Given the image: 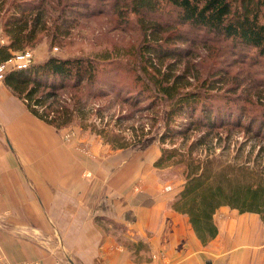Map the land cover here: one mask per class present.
Listing matches in <instances>:
<instances>
[{"label":"trees","instance_id":"obj_1","mask_svg":"<svg viewBox=\"0 0 264 264\" xmlns=\"http://www.w3.org/2000/svg\"><path fill=\"white\" fill-rule=\"evenodd\" d=\"M84 5L88 7L87 3ZM75 6L80 5L72 0H0V16L5 11L1 29L6 38L0 43V60L33 44L36 33L47 27L45 15L49 9L58 11L61 18L66 8ZM104 8L122 20L136 16L135 24L142 32L141 65L133 77V81L141 82L140 88L124 91L112 81L108 85L112 97L135 106L136 110L154 112L161 101L167 102L157 142L174 143L180 138L173 146L157 145L158 155L153 161L154 167L163 173L168 167L172 171L174 165L180 166V175L176 177L183 181L171 206L188 215L194 232L204 243L217 234L214 213L222 205L239 212H255L264 221V107L260 109L261 116L257 112L249 115L250 108L244 103H264V0H112ZM104 8L100 0H93L89 12L83 13L93 15L91 12ZM165 15L169 17L164 18ZM213 41L227 44L231 51L238 49L237 56L228 60L225 67L208 65L201 76L194 69L196 61L192 60L191 47L203 45L210 49ZM189 42L191 46L184 45ZM115 59L120 60V56L111 55L109 50L94 57L49 55L39 63L5 70L1 81L30 114L62 127L75 119L85 120L88 113L101 114L104 105L93 99L110 92L98 85L96 75L103 64L120 65ZM237 62L253 68L244 76L245 69L240 67L237 75L247 79L241 81L242 77L234 76L236 80L229 90L241 87L247 97L242 98L244 101L235 97L237 116L214 114L215 92L222 88L219 83L225 81L230 67ZM251 88H255L256 101L248 95ZM117 116L131 118L126 114ZM83 124L112 148L133 146L147 140L151 132L150 128H141L129 141L93 122ZM240 132L243 138H235L232 157L214 154L216 143L223 141L222 147L227 149L231 136ZM248 142L250 147L243 154ZM256 145L259 148L253 153Z\"/></svg>","mask_w":264,"mask_h":264},{"label":"crops","instance_id":"obj_2","mask_svg":"<svg viewBox=\"0 0 264 264\" xmlns=\"http://www.w3.org/2000/svg\"><path fill=\"white\" fill-rule=\"evenodd\" d=\"M60 131L0 81L6 262L264 264V221L255 212L218 208L217 234L200 240L188 215L171 206L182 182L159 177L156 144L112 148L82 134L63 142Z\"/></svg>","mask_w":264,"mask_h":264},{"label":"rangeland","instance_id":"obj_3","mask_svg":"<svg viewBox=\"0 0 264 264\" xmlns=\"http://www.w3.org/2000/svg\"><path fill=\"white\" fill-rule=\"evenodd\" d=\"M62 1L65 2L69 0ZM72 1L79 4L80 6L66 8V10L61 13V18H59L60 14L58 11H53L50 9L47 11V14L45 15L47 27L39 30L36 33L33 44L26 46L25 48L31 52L32 62L39 63L49 55H55L59 57H94L101 55L105 50H109L111 55L120 56V60H114L118 61L120 65L103 64L96 75V81L98 82V85L103 86L106 91H109L108 85H110L112 81H115L116 86L121 87L124 91L127 89L135 90L136 88H140L138 85L141 82L133 81V77L136 73H139V68L141 65L139 64V46L140 42L142 41V32L140 26L135 24L136 16L129 15L127 16L129 19H124V21L117 14H113L110 13L109 10H105L104 6L106 4L110 5L112 0H100L104 9L98 13L91 12L95 13L93 15L83 13L89 12L87 9L91 8L93 0ZM84 3H87V8L85 7ZM6 6H8V4L5 5V8ZM10 9L11 8H9V10ZM4 14L5 11H3L2 15L0 16V39L2 38L3 42H5L6 39L1 29V18ZM163 17L168 18L169 16L165 15ZM53 30H56V33L53 34ZM213 42V46H211L210 49H208V47H204L203 45H199V47L194 45L191 47L194 54L192 55V60L196 61L194 64V69L201 73V76L205 75L208 65H212L213 63L216 65V67H219L218 65L224 66L228 60L231 61L235 56H237L238 49L231 51L227 44L222 46L219 41ZM191 44L192 43L189 42L185 43L184 45L191 46ZM231 52H235L236 54L233 55ZM240 67L246 70L243 71L244 76L247 74L248 69L253 68L251 66L245 65V63L238 62L236 65L230 67L231 72L228 73V77H225V81L223 83H219L222 88L218 89V92H215L217 96L213 100L215 104L213 106L214 114L231 115L233 117L237 116L239 110L235 106V103L238 106V102L235 97L238 96L240 100L244 101L242 98L247 96L245 95L246 93L243 94L241 92V87L232 91L229 90V85H231V83L236 80L234 76L238 79L242 77L241 81H246V77L242 76L240 73L238 75L236 73ZM251 71L254 72L253 69ZM115 74H117V78H114ZM112 93L113 92H110V94L93 99L95 103L104 105L100 115L88 113L85 120L84 118H81L80 120L75 119L70 124L62 127H55L51 124L49 125L61 130L60 135L63 142L70 140L73 136H76V134H82L83 137L88 138L98 137L101 138L103 142H106L98 133L89 129L88 126L84 127L83 123L88 122H93L97 127H103L106 132L109 131V133H118L120 136L125 137L129 141L134 140V133H140L141 128H144L145 131L148 128L151 129V132H148L149 138L147 140L136 143L133 146H126L125 148L145 147L150 143L160 146H173L174 144H178L180 142V138L176 139L174 143L167 141L164 144H161L160 142H157L158 131L162 129L161 117L163 111L167 109V102L161 101L156 108L157 112H154L153 110H136L135 106L124 103L120 101V99L113 98ZM248 95H250L251 99L253 100L257 99L255 88H251ZM13 96L23 104V102L14 94ZM260 99H262V97H260ZM244 103L250 108V113H248L249 115L257 112L258 115L261 116L260 109L261 107H264V103L263 105L251 104L250 102ZM92 111L93 110L91 109V112ZM120 114H126L129 116L131 115V118H121L117 116ZM242 135L243 133L241 132L232 135L231 139L229 140L230 145L227 149H223V141L216 143L214 154H216L217 157L219 153L222 157H232L236 151L235 138L242 139ZM215 140L216 139L214 138V142ZM109 146L111 145L109 144ZM249 147L250 142H248L243 147V154L246 153ZM258 148L259 145H256L254 147L253 153H255ZM194 153L197 155L196 152ZM15 162L18 163V160L15 159ZM3 165H5V160L2 164H0V199L4 198L6 194V188L8 185H10L9 183L7 184L5 182V177H3L4 174L1 170H4ZM166 171L168 178L164 179ZM166 171L163 173L161 170H159V177H164L163 179L166 181H183L182 178L176 177L180 171V166H178V164L173 166L172 171L169 170V167L166 168ZM220 208L225 209L228 213H237V209L231 208L227 205H224L223 207L221 206L219 209ZM3 213L4 211L0 210V222L4 225L5 220L1 218L3 217Z\"/></svg>","mask_w":264,"mask_h":264},{"label":"built area","instance_id":"obj_4","mask_svg":"<svg viewBox=\"0 0 264 264\" xmlns=\"http://www.w3.org/2000/svg\"><path fill=\"white\" fill-rule=\"evenodd\" d=\"M0 42H3L2 38L0 39ZM30 62H32V54L28 49L13 52V54L6 59L0 60V79L2 78V74L5 70L9 68H22L27 66ZM0 264H11L8 261L6 262L3 260L1 250Z\"/></svg>","mask_w":264,"mask_h":264}]
</instances>
